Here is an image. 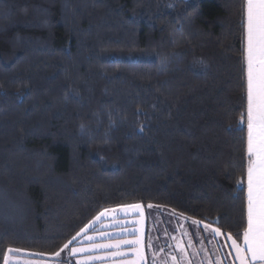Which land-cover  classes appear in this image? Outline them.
<instances>
[{"label": "trees", "instance_id": "obj_1", "mask_svg": "<svg viewBox=\"0 0 264 264\" xmlns=\"http://www.w3.org/2000/svg\"><path fill=\"white\" fill-rule=\"evenodd\" d=\"M242 3L0 0V264L134 203L242 234Z\"/></svg>", "mask_w": 264, "mask_h": 264}, {"label": "snow or ice", "instance_id": "obj_2", "mask_svg": "<svg viewBox=\"0 0 264 264\" xmlns=\"http://www.w3.org/2000/svg\"><path fill=\"white\" fill-rule=\"evenodd\" d=\"M241 15L247 75L246 223L243 226L242 234L235 238L232 234H228L225 238L231 242L232 251L235 253V262L238 264H264V0H243ZM243 123L242 114L240 124ZM243 183V180L239 181L237 187H242ZM148 207L151 208L153 205L149 204ZM117 211L123 212L126 216L139 213L143 217L142 205L138 203L124 205L119 209L106 208L99 212L93 221L86 224L76 236L86 233L91 224L100 220L101 217L114 214ZM192 223L199 226L201 221L193 220ZM203 227L213 233L214 237L218 238L223 235L218 226L213 227L204 223ZM136 231H140V229ZM76 236L65 243L59 251L51 254L32 253L31 255H48V259L55 261V264H62L56 258L69 247ZM87 238L93 239L92 237ZM123 243L133 245L136 259L131 261V264H140L143 260L142 240L140 238L124 240ZM96 248H113L115 251L111 255H125L120 250L121 243L93 245L92 248L86 250L92 251ZM178 248L183 251L179 243ZM21 251L19 248L9 247L3 254V264H10V259H12L10 254ZM79 251L84 250L72 248L71 254L75 255ZM77 264H82V262L78 261ZM216 264H221V261L217 260Z\"/></svg>", "mask_w": 264, "mask_h": 264}, {"label": "crops", "instance_id": "obj_3", "mask_svg": "<svg viewBox=\"0 0 264 264\" xmlns=\"http://www.w3.org/2000/svg\"><path fill=\"white\" fill-rule=\"evenodd\" d=\"M147 206L142 205L146 214H148V211L149 214L146 219L147 227L143 243V260L140 264H216L217 260H220L221 264H238V262L234 261L235 253L232 251L231 242L225 238L227 234H223L218 238L214 237L213 233L204 229L203 224L206 222L199 220L201 224L197 226L192 223L193 220L197 219L181 216L160 207H151L152 209L148 207L147 210ZM104 222H107V219L103 217L100 218L99 222L95 221L92 223L87 232L76 236V239L56 259L61 261L62 264H77L78 261L82 262V264H131V261L136 259L134 252L130 253L128 250L132 249L131 246L121 245L120 250L125 253V255L121 256L111 255L115 251L112 248H96L92 251L86 250L92 248L93 245L108 244L110 241L116 242L119 238H123V236L107 237L104 232L118 228L119 226L111 222L103 224ZM113 235H119V233ZM133 236L132 234H128L126 237ZM87 237H92L93 239L89 240ZM178 243L183 251L178 248ZM72 248H78L84 251H79L75 255H72ZM29 259L34 261L32 264H41V262H44V264H55V261L49 260L48 257Z\"/></svg>", "mask_w": 264, "mask_h": 264}, {"label": "rangeland", "instance_id": "obj_4", "mask_svg": "<svg viewBox=\"0 0 264 264\" xmlns=\"http://www.w3.org/2000/svg\"><path fill=\"white\" fill-rule=\"evenodd\" d=\"M134 204H137V203H134ZM129 205H131V204H129ZM153 207L159 208L155 205H153ZM111 209H119V208H111ZM146 209L148 210V206ZM149 209H152V208H149ZM142 211H143V217H141L139 213H132V214L126 216L123 212H119V211H117L115 213V215L110 214L108 216H105L104 218L107 219V222H104L103 224L111 222V223H113L119 227L115 228V229H110V230L104 232V234L107 237H111V236L121 237V236H123L122 239L119 238V240L116 242L110 241L108 244L121 243L122 246H131L132 249L131 250L128 249V250L130 253H133V245L124 244L123 241L124 240H135L137 238H140L142 240V246H143L144 237L146 234V227H147L146 226V223H147L146 219H147V216L149 214V211H148V214H146V212L144 211L143 208H142ZM117 214H118V216H117ZM120 217H122V218H120ZM101 218H103V217H101ZM98 222H99V220H98ZM115 225H112V226H115ZM137 229H140V231H136ZM118 233H119V235H113V234H118ZM128 234H132L134 236L133 237H126ZM149 239H150V236H149ZM31 254L32 253L26 252L23 250L19 253H12V254H10L12 257V259H10V264H32L34 261L32 259H29V258L48 257V256H37V255H31ZM19 256H21V257L18 258Z\"/></svg>", "mask_w": 264, "mask_h": 264}]
</instances>
